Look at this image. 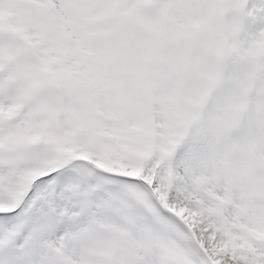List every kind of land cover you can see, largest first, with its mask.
Returning a JSON list of instances; mask_svg holds the SVG:
<instances>
[{"label": "snow or ice", "instance_id": "snow-or-ice-1", "mask_svg": "<svg viewBox=\"0 0 264 264\" xmlns=\"http://www.w3.org/2000/svg\"><path fill=\"white\" fill-rule=\"evenodd\" d=\"M0 264H264V0H0Z\"/></svg>", "mask_w": 264, "mask_h": 264}]
</instances>
